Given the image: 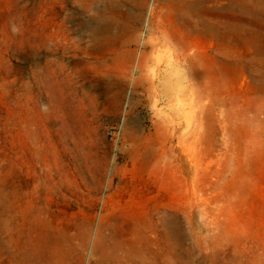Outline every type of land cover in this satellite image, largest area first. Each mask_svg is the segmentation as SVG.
I'll use <instances>...</instances> for the list:
<instances>
[{"label": "rangeland", "instance_id": "rangeland-1", "mask_svg": "<svg viewBox=\"0 0 264 264\" xmlns=\"http://www.w3.org/2000/svg\"><path fill=\"white\" fill-rule=\"evenodd\" d=\"M241 3L244 9L234 11L209 1L196 11L214 30L194 31L193 105L176 94L154 108L130 84L121 106L98 108L102 119L87 129L93 160L102 165L108 153L106 173L98 194L84 196L79 219L96 226L105 201L147 226L159 206L186 233L184 246L195 258L264 264V0ZM50 28V0H0V227L5 180L16 189L20 105L33 96L35 49L48 51ZM167 52L163 47L152 67ZM170 102L179 109L175 137ZM124 190L133 192L127 203ZM92 246L93 238L83 264L92 260Z\"/></svg>", "mask_w": 264, "mask_h": 264}, {"label": "bare ground", "instance_id": "bare-ground-1", "mask_svg": "<svg viewBox=\"0 0 264 264\" xmlns=\"http://www.w3.org/2000/svg\"><path fill=\"white\" fill-rule=\"evenodd\" d=\"M209 1L244 9L241 0H50L49 49H35L33 96L18 115L16 189L5 180L2 193L0 264H83L92 238L89 264H208L184 246L186 233L159 206L147 226L105 201L96 226L78 215L106 173L108 153L102 165L93 160L87 129L102 119L98 108L121 106L130 84L154 108L176 94L194 104V31L214 30L196 11ZM163 47L168 54L152 67ZM170 108L175 137L179 109ZM177 160L174 147V175ZM119 194L124 203L133 197L128 190ZM209 264L228 263L213 254Z\"/></svg>", "mask_w": 264, "mask_h": 264}]
</instances>
